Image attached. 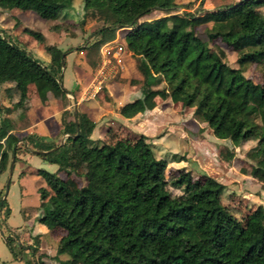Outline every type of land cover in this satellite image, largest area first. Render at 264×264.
<instances>
[{"label":"trees","instance_id":"16d2710c","mask_svg":"<svg viewBox=\"0 0 264 264\" xmlns=\"http://www.w3.org/2000/svg\"><path fill=\"white\" fill-rule=\"evenodd\" d=\"M73 0H0V8L31 11L54 22ZM203 0H199L201 3ZM85 16L102 17L105 25L91 34L82 49L98 50L125 28V49L142 75L140 95L123 104L119 114L131 118L152 110L155 99H169L192 112V118L214 138L232 146L253 140L247 156L250 175L264 183V81L253 82L243 72L256 64L264 78V0H239L201 14H166L138 24L153 11L167 12L168 0H81ZM206 25V40L196 28ZM38 39L45 35L25 27ZM219 39L237 53V67L226 62L225 51L211 47ZM66 51L58 48L48 69L18 40L0 34V85L12 83L19 100L5 106L0 100V175L9 158L19 152L37 155L55 165L38 168L44 182L38 187L43 204L35 220L48 230H62L56 254L61 264H264V207L255 206L243 224L221 201L223 184L210 176L194 178L179 168L166 175L168 161L156 157L149 137L133 134L131 142L106 143L91 138L94 123L73 112L62 114L58 141L29 134L23 141L13 132L9 114L23 109L29 84L41 101L61 88L60 71ZM66 135L64 142L60 140ZM31 144V148L25 144ZM41 151V152H38ZM184 156L173 154L172 160ZM85 170L81 172V169ZM63 172L65 178L58 173ZM82 178V184L78 179ZM171 188L179 190L173 193ZM10 209L0 189V215ZM35 244L24 246L13 230L4 241L15 253V240L28 249L34 264H44Z\"/></svg>","mask_w":264,"mask_h":264},{"label":"rangeland","instance_id":"374dc122","mask_svg":"<svg viewBox=\"0 0 264 264\" xmlns=\"http://www.w3.org/2000/svg\"><path fill=\"white\" fill-rule=\"evenodd\" d=\"M238 1L203 0L199 3V0H168V3L172 5L170 10L167 12L153 11L149 15L141 17L138 24L149 25L150 21L166 14L179 15L177 20L182 23L181 12L201 14L219 7L236 4ZM261 10L264 11V8ZM54 23L58 24L61 29L51 30L52 23H46L31 11L12 8L9 12L0 8V34L18 40L19 35L22 33L23 42L21 43L18 40L21 47L28 48L31 54L48 69L51 61H53V53L58 48L66 51L67 54L70 53L68 63L64 53L59 76L63 77L64 84L70 88V76L76 69L78 74L74 77L75 82L82 83V85L79 84L72 89V98L63 97L60 91L57 93V97L60 98L58 104L62 106L70 105L69 109L66 110L68 112L67 117L73 119L74 104H77L78 100L82 103L93 100L100 108L97 107L99 113L95 114V117L100 118V115L104 114L105 122H109L108 118H112L113 113H111V110L115 106L110 93L114 92L115 95L116 93H122L125 100L131 99L129 101H132L140 95V86L143 81L142 75L136 68L135 59L125 49V28L118 29L114 38L102 45L99 51H89L82 49L85 42L91 40L92 32L106 23L102 17L85 16L81 0H73L72 6L63 10ZM23 27L41 32L45 35L44 41L34 37L31 32L23 31ZM205 27L206 25H201L196 28L198 36L204 40H206ZM209 45L220 47L225 51L226 62L229 66H238L237 53L230 46L219 39L210 42ZM243 74L253 82L262 83L264 81L259 67L254 63L247 65ZM9 86L8 90L2 89L0 93L1 103L5 106L14 104L19 100L18 92L13 85ZM37 96L33 84H29L26 107L14 109L9 114L14 125L13 132L21 141L27 136L22 131L30 123V119L27 118V110L33 106L34 112H36ZM155 101L156 108L150 115L151 121L141 123L143 122L141 117L138 123L144 124V126L148 124L146 128H148L149 141L153 143L156 157L168 161L166 175L174 174L177 169L184 168L190 170L194 178L203 179L204 176L214 178L224 186L221 196L223 205L243 224H246L256 205L261 204L264 207V183L252 177L249 173L252 161L247 153L252 150L255 141L250 140L238 146H232L227 141L214 138L207 130H200V125L192 118L191 110L183 108L180 103H174L169 99L162 100L158 97ZM40 102L41 105H52L48 102V98L46 101L40 100ZM105 107L109 108L107 113L103 112ZM119 108L118 110L115 109L118 113ZM62 114L63 112L60 121L62 120ZM60 126H62V123ZM121 133L122 139L129 143L131 142L130 136L137 134L131 131L127 132L125 128L121 129ZM58 134L53 141L59 140ZM25 147L30 149L31 144H25ZM173 154L184 156L185 159L174 161L172 160ZM14 162V158L10 157L7 167L0 175L1 194L7 196V200L12 207L8 219L4 220L3 216L0 215V264H34L31 252L28 249H21L16 240L19 239L24 246L28 244L31 246L36 245L34 236L38 235L39 231H31L26 214L30 213L29 216H32L33 220L36 221L41 206L49 202L51 198H47L34 210L29 211L27 206L38 202L39 193L37 190L41 183L31 176L18 180L16 177L17 169H12L10 172V165H13ZM40 162L42 161L37 155H32L30 162L32 165L37 166ZM45 170L50 171L47 168ZM84 170L82 168L81 172ZM60 176L61 178L66 177L63 172H60ZM40 180L42 179L40 178ZM82 182V178L78 179L79 184H82ZM171 191L175 194L179 193V190L175 188H171ZM22 201H25L22 205L26 207H20ZM8 230H13L18 237L15 240L14 254L9 251L3 239L8 235ZM62 234L63 231L59 229L49 230L41 237L42 241L40 239L39 245L42 249L38 251L40 254L37 253L36 257L40 255L42 261L44 260V264H61L60 261L68 258L67 254H56L57 244Z\"/></svg>","mask_w":264,"mask_h":264},{"label":"crops","instance_id":"0c3cea01","mask_svg":"<svg viewBox=\"0 0 264 264\" xmlns=\"http://www.w3.org/2000/svg\"><path fill=\"white\" fill-rule=\"evenodd\" d=\"M7 11L10 12L11 9H9ZM22 38H23V34L21 33L18 37V40L21 43L23 42ZM65 54H66V62H67V61H69L70 53L69 54L65 53ZM76 74H78V71H76V69H74L73 74L70 76V80H71L70 88L64 84L63 77L62 76L60 77L59 84H60V82H62L61 83L62 85L61 84L60 85H61V88L65 91V97L66 98H72V94H73L72 89L75 88L76 86H78L79 84L82 85V83L75 82L74 77L76 76ZM9 85H13V84L12 83L1 84L0 85V93H1L2 89L8 90L9 89L8 87H10ZM57 93L58 92L55 90V92H50L48 94V102L52 104L51 106L41 105V102L39 100V96H37L38 97L37 98L38 105L36 106L37 107V109L35 110L36 112H34L33 106H32V108L31 107L28 108L27 118L30 119V121H29L30 123L22 131L23 133L25 132L26 135L36 134L38 136L43 137L45 140H52V141L54 140V138L56 137V135L59 133V131L61 129V126H60V124H61V121H60L61 113L65 110L69 109V107H70L69 104H67L66 106H62V105L58 104V101H60V98L57 97ZM110 94L113 98V102L115 103V106L111 110V113H113V116H111L112 118H108L109 122H105V119H104L105 115L104 114H101L100 118L95 117L96 116L95 114L99 113V111L97 110V107H98V109H100L95 101L87 100L86 102L82 103L78 100L77 104L76 103L74 104V107L75 106L77 107L75 114H78L79 116L84 115L90 122L95 124L94 128L92 130V133H91V138L100 139L106 143H113L118 139H122L121 129H124V128L127 129V132L131 131V132H135L137 134H144L147 137H149L148 136L149 134L147 132L148 128H146V125H148V124H145V126H144V124H141V123H147V121L149 123V121H151L150 115L154 112L156 106L152 110H149L147 112L138 113L131 118H123L118 113L117 110H118L119 106H121L127 102H130L129 100H131V99L125 100L124 94H122V93L121 94L116 93V95H115L114 92H111ZM0 100H1V95H0ZM108 109L109 108L105 107L103 112L107 113V111H109ZM115 109H117V110H115ZM141 117L143 118V122L138 123V122H140L139 119ZM116 126H119V127H116ZM64 137H66V135H63L61 140ZM152 145H153V143H152ZM32 155L33 154L25 153V152L19 153L17 155V160L12 165V169H14V170L17 169L16 177L18 178V180H20V178H24L26 176H31V177H34L36 179V181H40V183H41L40 186H44L43 185V183H44L43 179L37 173V169L38 168H45V169L47 168L50 171H55L57 169V167L55 165L45 163L42 160H41L42 162L38 163L37 166H34V165H32V163H30L31 159H32ZM58 175L60 176V173H58ZM40 178L42 180H40ZM3 197L6 198L7 206L10 209V214H11L12 207L7 200V196L4 195ZM38 197H39V195H38ZM24 200L26 201V199H24ZM25 201L21 202L20 207H26V206L22 205L23 202H25ZM42 202L43 201H41L40 198H38L37 203H34L33 205H30L27 207L29 208V211H32L36 207H38L40 205V203H42ZM29 215H30V213H27L26 217H27V221L30 224L31 231H34V230H36L37 232L39 231L38 232V236H39L38 251H40L42 249V247L39 245L40 239L42 241L41 237H43V235L45 233H47L49 230L43 224L34 221L33 217L32 216L30 217ZM8 218H9V216L6 219H8ZM38 251H37V253H39Z\"/></svg>","mask_w":264,"mask_h":264},{"label":"water","instance_id":"95a60500","mask_svg":"<svg viewBox=\"0 0 264 264\" xmlns=\"http://www.w3.org/2000/svg\"><path fill=\"white\" fill-rule=\"evenodd\" d=\"M62 59H63V57H62ZM62 63H63V61H62ZM76 110H77V107L75 106V112H76ZM64 139H65V137L61 140L60 145L63 144ZM38 152H41V151H38ZM11 171H12V164L10 165V172H11ZM42 214H43V210L41 209V210H39V212H38V217H41Z\"/></svg>","mask_w":264,"mask_h":264}]
</instances>
